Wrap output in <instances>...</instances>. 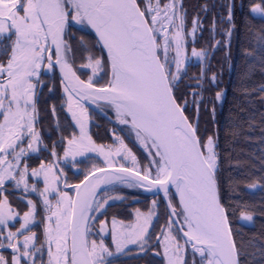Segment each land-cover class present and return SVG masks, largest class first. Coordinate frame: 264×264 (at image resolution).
Listing matches in <instances>:
<instances>
[{"label": "snow or ice", "instance_id": "1", "mask_svg": "<svg viewBox=\"0 0 264 264\" xmlns=\"http://www.w3.org/2000/svg\"><path fill=\"white\" fill-rule=\"evenodd\" d=\"M221 7L226 14L214 15L209 27L213 42L200 50L193 46L189 57L188 37L194 45L205 25L197 14L189 30L183 0H0V249L10 250L0 251V264H113L114 257L133 250L152 251L161 264H241L248 253L239 226L254 220V210L243 202L233 205L235 190L227 203L222 195L216 110L227 90L219 87L222 70L209 76L221 49L231 69L234 0ZM249 7L264 20V0H249ZM245 27L256 47L242 49V55L254 57L264 72V24L254 30L246 20ZM73 29L94 37L73 45ZM192 58L200 73L192 77L194 88L186 85L192 88L189 100L178 93ZM57 70L61 102L51 110L57 121L65 110L71 122L57 128L61 136L52 143L50 159L32 167L33 154L39 158L41 146L48 151L38 105L44 88L55 93ZM211 89L219 90L205 97ZM238 90L252 95L246 85ZM256 91L264 93V84ZM86 103L115 114L121 127L111 129V145L93 140ZM191 108L195 119L188 115ZM202 108L211 112L215 126L207 136L200 128ZM104 118L111 122L107 114ZM228 134L241 135L240 126L226 129ZM90 153L102 160H95L79 183H70L69 165L77 168L78 158L90 159ZM261 161L264 171V156ZM234 183L230 178L229 187ZM258 187L264 183L250 185ZM140 190L156 197L147 212L135 209L128 222L116 213L110 226L104 219L96 229L109 207ZM21 203L27 208L22 215ZM14 221L20 222L15 231L9 224ZM34 223L43 226L42 239L30 227ZM109 233L115 253L105 242ZM259 251L264 257V247Z\"/></svg>", "mask_w": 264, "mask_h": 264}, {"label": "trees", "instance_id": "2", "mask_svg": "<svg viewBox=\"0 0 264 264\" xmlns=\"http://www.w3.org/2000/svg\"><path fill=\"white\" fill-rule=\"evenodd\" d=\"M226 0H183L184 8L187 10V23L188 28L192 26L193 17L197 14L204 19V32L201 35L199 32L196 34V42L193 45L191 41L188 44V50L195 46L198 50L205 47V43H212L210 39L209 27L212 22L213 16L219 17L221 13L226 14V8L221 7ZM235 9V22L236 31L232 37V57H231V69H229V63L224 59V50L221 49L215 53L212 59V67L209 72V76L212 72L219 73L223 71L221 78L220 88L226 89L224 99L217 104L216 121L219 124V151L221 153L222 171L220 173L222 183V195L225 198V202H228L229 195L235 190L237 198L232 200L233 205L243 202L249 205V211H253L254 220L248 225L240 224L239 230L241 237L245 241V248L247 255L241 257V264H264V257L261 256L259 249L264 247V188L258 187L256 189L250 188L252 183L260 185L264 183L258 179L260 176H264V171H261L262 161L261 157L264 156V133L261 129L264 128V99L261 96L264 93L256 91L262 84H264V72L261 71V67L258 62L254 60V57L245 58L242 55V49L250 51L255 50V41L250 43V37L246 32V20L253 29H258L261 24H264V20L256 18L251 14L249 7V0H234ZM208 6V12L205 14L204 7ZM89 32V38L91 42L94 35ZM217 36V39H220ZM84 55L85 53H80ZM254 67L251 69L249 65ZM200 73L199 64L189 63L188 75L185 77L180 85L179 93L182 94V98L187 96L191 100L190 92L192 88L186 85L191 84L193 88L196 85V80L192 79L194 76H198ZM245 74H247L245 76ZM243 77V85L247 86L248 91L252 93L251 97H245L238 89L243 85L241 84V78ZM86 79L87 77H83ZM219 89H211L210 92H205V97L211 95L214 97L215 91ZM90 110V134L93 140L97 144L109 143L110 134L113 132L111 129L118 125L115 124V114L98 108L94 104L87 105ZM211 105H209V108ZM193 109L191 108L188 115L193 117ZM107 114L111 118L105 119ZM47 117V116H46ZM46 120V118H45ZM60 121L65 127V122H70L66 118L63 112H60ZM249 121L252 122L253 127L249 129ZM239 125L241 128V135L233 137L232 135H226V129H230L232 126ZM214 125L212 123V116L210 111H204L202 108L200 111V128L204 132L205 136L214 132ZM207 130L206 132L204 130ZM70 132L66 130V135ZM124 135V133H121ZM247 137V139H246ZM129 147L132 148V144L126 140ZM136 152L135 150H133ZM231 156V161L227 158ZM88 162V161H87ZM239 162V167H237ZM229 163L233 167H229ZM82 165V163H81ZM84 165V164H83ZM82 165V166H83ZM82 175V174H81ZM83 176L73 178L74 182H79ZM235 182L233 187H229V179ZM132 197H137L136 201H133ZM155 196L140 191H132L129 195V200L124 204L119 202L114 203L108 208L109 214L118 213L120 218L125 222L131 220L132 210L137 208L144 212H147L152 200ZM177 202V201H176ZM161 213V223L163 222L164 206L161 205L159 209ZM240 211L236 216H240ZM159 230V224L157 229ZM240 239V237H238ZM128 257H116L113 259V264H127L128 262L138 260V264L142 262V253L137 254V250H133L126 254ZM148 263V262H147Z\"/></svg>", "mask_w": 264, "mask_h": 264}, {"label": "flooded vegetation", "instance_id": "3", "mask_svg": "<svg viewBox=\"0 0 264 264\" xmlns=\"http://www.w3.org/2000/svg\"><path fill=\"white\" fill-rule=\"evenodd\" d=\"M72 31L75 33V40L72 42L73 45H75V43L77 41L81 40V38H83L84 40L86 39L87 41H90L89 32L79 31V30H76V29H73ZM84 55H87V54L85 53ZM49 86H51V81L49 82ZM61 90L62 89H61V85H60L59 74H58V71H57L56 79H55V93L50 96L48 94V88L47 87L44 88V90H43L44 91V95H42L40 97V102H39V107H40L39 108V116H40V120H39L38 128L42 132V138L44 140V143L48 146V151L47 152L44 151L43 146H41L40 149H39V153H40L39 154V158H36V154H33V157L29 161L32 167H38L40 162H41V159H44L45 161L50 159L49 153H50V150H51L52 143H53V141H58L60 139L61 133L57 130V128L58 127L59 128H64V127H63V124H61V121H60V113H59V121H57L56 117H54V115L52 113L51 106H52V104H56L57 106H59V104L61 102V95H62ZM85 106L87 107V105H85ZM60 112H63L64 115L66 116V118L69 119V121H70V118H69V116H68V114H67V112L65 110H60ZM89 112H90V110H89ZM45 118H46V120H45ZM89 130H90V121H89ZM63 134L66 135V131H64ZM58 151H59V153H60V155L62 157V155H63V147H60L58 149ZM79 160L82 161L81 162L82 165L84 164L83 166L81 165V163H79L77 165V169H79V172L75 173L76 172L75 171L76 168H72L71 165H69V170L67 172V177L69 179V182L73 183V184L79 183L81 180H83V178H82L79 182H74L73 178L81 176V174L83 173L84 170L86 171L89 168H91L90 166L87 167V163H88L87 161H89V159L79 158ZM85 167H87V168H85ZM33 198H36L34 194H33ZM16 206H17V202L14 200L13 201V207H16ZM19 210H20L21 215L23 214V211L27 210V208H26L24 203L19 204ZM134 211L135 210H132L131 213H133ZM113 214H116V213H112V214L107 213V217L100 216L99 219L95 222L96 229L97 230L99 229L100 220H104V219H107L109 221V226H110V221H111V218H112ZM42 215H43V213L41 212V216ZM132 219H133V217L131 216V220ZM19 223H20L19 221H15V224L13 226H11L10 229L15 231V229L19 227ZM30 227L34 231H36L38 234L41 235V239L43 238V236H42L43 226L41 224L34 223L33 225H30ZM110 240H111V235L109 233V234H107L105 236V242L109 246H111V241ZM111 250H112V248H111ZM0 251L7 252V251H10V250L0 249ZM124 256L126 258L128 257L126 254H120V255H118L116 257H122V259H123V258H125ZM116 257H114V258H116ZM45 259H47L46 255H45ZM120 264H123V262H120ZM127 264H138V260H137V262H136V260H134V262L130 261ZM140 264H161V259L159 257L154 256L152 251H149L147 255H144L142 257V262Z\"/></svg>", "mask_w": 264, "mask_h": 264}, {"label": "rangeland", "instance_id": "4", "mask_svg": "<svg viewBox=\"0 0 264 264\" xmlns=\"http://www.w3.org/2000/svg\"><path fill=\"white\" fill-rule=\"evenodd\" d=\"M191 29V28H190ZM189 29V30H190ZM188 40L189 41H192V37L191 36H189L188 37ZM191 50L192 49H189V50H187V54H188V56L190 57L191 56ZM197 61L195 60V58H192L190 61H189V63H196ZM198 63V62H197ZM90 74V73H89ZM61 92H62V90H61ZM38 107H39V105H38ZM40 108V107H39ZM195 115H196V112H195V109H193V119H195ZM69 116V115H68ZM69 118H70V121H71V117L69 116ZM118 127V129L121 127V126H117ZM122 135V134H121ZM207 136V135H206ZM113 138H114V136H113V133L112 134H110V139H109V143H107V144H105V145H111L112 144V141H113ZM131 143V142H130ZM132 144V143H131ZM132 149L133 150H135L136 152H138V149L132 144ZM88 156H90V159H89V161H88V163H87V167H91L92 166V163L95 161V160H102V158H100V157H97L96 156V154L95 153H90V154H88ZM62 157H63V155H62ZM79 159V158H78ZM129 163H130V161H129ZM87 167H85V168H87ZM75 173H77V168L75 169ZM85 171V170H84ZM83 171V173H82V175L81 176H84V174H85V172L87 171H85L84 172ZM40 188L42 189L43 188V183H42V180H41V182H40ZM178 203V202H177ZM250 222H241V224H243V225H248ZM9 224H10V227L11 226H13L14 224H15V221L14 222H9ZM100 227V226H99ZM111 241V248H112V251L115 253V247L112 245V239L110 240Z\"/></svg>", "mask_w": 264, "mask_h": 264}, {"label": "water", "instance_id": "5", "mask_svg": "<svg viewBox=\"0 0 264 264\" xmlns=\"http://www.w3.org/2000/svg\"><path fill=\"white\" fill-rule=\"evenodd\" d=\"M94 35V34H93ZM58 71V70H57ZM58 74H59V72H58ZM90 103H86V105H89ZM172 191H173V193L175 192V190L174 189H172ZM150 194V193H149ZM151 195H153V194H151ZM162 195V194H161ZM154 196V195H153ZM178 202V201H177Z\"/></svg>", "mask_w": 264, "mask_h": 264}, {"label": "bare ground", "instance_id": "6", "mask_svg": "<svg viewBox=\"0 0 264 264\" xmlns=\"http://www.w3.org/2000/svg\"><path fill=\"white\" fill-rule=\"evenodd\" d=\"M101 103H103V102H101ZM177 201H178V198H177Z\"/></svg>", "mask_w": 264, "mask_h": 264}]
</instances>
